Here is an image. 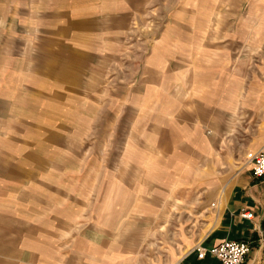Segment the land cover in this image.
<instances>
[{
    "label": "rangeland",
    "instance_id": "obj_1",
    "mask_svg": "<svg viewBox=\"0 0 264 264\" xmlns=\"http://www.w3.org/2000/svg\"><path fill=\"white\" fill-rule=\"evenodd\" d=\"M12 1L23 11L25 0ZM43 1L52 13L53 0ZM85 6L86 16L76 18L70 10L69 16L45 18L44 29L34 18L14 21L23 44L38 41L44 31L42 58L36 57L45 64L43 85L49 96L59 90L64 100L53 103L62 116L51 129L46 126L45 137L35 136L42 146L36 152L38 177L34 188L22 189L27 207L18 213L27 234L38 232L40 221L47 227L50 221L58 234L48 236L43 264H53V252L65 264L72 250L90 247L102 248L95 253H106L109 261L173 264L174 255L192 252L210 233L217 199L232 177L249 169L248 155L264 146V103L259 99L257 108H248L242 101L220 126L204 127L195 145L164 148L168 129L162 127L169 119L163 120L170 115L161 113L159 93L168 91L173 58L184 59V78L194 89L216 60L229 70L241 66V77H263L264 0H85ZM83 19L89 24L77 26ZM82 32L87 47H79ZM34 47L31 62L39 53ZM67 56L69 70L60 67ZM15 60L12 53L9 64ZM215 74L213 67L208 76ZM30 111L21 105L13 111L14 132L37 131L43 119ZM11 131L4 126L0 140H11ZM41 158L50 160L46 172ZM173 165L180 169H168ZM4 195L7 200L9 193ZM33 207L37 216L27 211ZM166 233L175 251L167 248Z\"/></svg>",
    "mask_w": 264,
    "mask_h": 264
},
{
    "label": "crops",
    "instance_id": "obj_2",
    "mask_svg": "<svg viewBox=\"0 0 264 264\" xmlns=\"http://www.w3.org/2000/svg\"><path fill=\"white\" fill-rule=\"evenodd\" d=\"M12 2V0H0V131L4 126L12 130L11 140L6 143L2 139L0 140V264H29V262L31 264L40 262L43 264V257L40 260V256L49 253V250H45L48 248L44 249L48 245V236L50 235V240H52L58 238V234H56L50 221L48 227L40 221L38 232H34L33 235L27 234L24 216L18 211L24 212L27 207L22 205V189L28 188L30 185L31 189L34 188L33 180L38 177L36 152L42 146L39 139L36 141L35 136L45 137L48 131L46 126L48 125V128L51 129L52 120L62 116L61 110H57L56 105L64 103V100L57 97L60 94H58L59 90L57 93L51 92L52 96H49L50 91L43 85V73L46 68L44 67L45 64L37 63L36 57L42 58L40 52L45 48L47 40L44 37V31H42V38H39L38 41L28 39L23 44L13 32L18 25L17 23L15 25L14 21L18 20L19 17L23 20L34 18L39 25L42 24L41 28L44 29L45 18L72 14L76 18H80L86 16L88 10H85L87 7L85 0H53L55 9H52V13H48L50 10L44 7L45 2L43 0H25L24 3H21L23 4L21 5L23 11L19 10L18 1L14 4ZM11 8L14 10L10 12ZM70 10L72 14H69ZM48 22L52 25L51 21ZM87 24L89 21H85V19L77 21L79 27H85ZM85 33H78L76 37L81 41L79 47H87L89 44L87 43L89 38L85 36ZM35 43L39 45V53L33 54L31 62L32 55L29 52L37 50L34 47ZM21 45L25 46L21 48ZM20 50L24 54L22 59H20ZM12 53L16 58L13 65L9 64ZM52 60L54 62L53 56ZM172 61L174 65L169 66L167 73L168 91L165 92V95L162 94V91L159 93L162 97L161 113L170 115L163 120L165 124V121L167 122L169 119L168 124L166 123V126L162 127L163 131L168 129L162 138L164 148L167 146L176 148L182 145H195V137L203 133L204 127L212 129L220 126L221 121L225 122L227 118L233 116L230 111L242 101L241 105L248 108L250 104L257 108L259 99L264 103V75L260 79H257V76L241 77V66L237 69L232 68L231 71L226 67L227 63L221 62L222 65L219 67L220 62L216 60L214 66H210L209 70L206 69V74L204 72L200 74L199 86L194 89L185 81L184 59L179 58L175 62L173 58ZM206 62L207 53L205 54ZM71 63V56H67L65 60L60 61V67L69 70L71 67L67 66ZM213 67H216V74L209 78L208 72ZM11 68L15 70L11 72ZM34 76L35 79L32 80L31 77ZM68 89L74 90L73 87ZM195 91L198 94L196 97H194ZM22 100H25L24 104L20 103ZM54 102L56 103L55 108L53 107ZM232 103L234 104L232 105ZM20 105L25 110L31 108L30 112L37 115L38 120L43 119L42 124L37 127V131L35 127H32L35 133L31 128H26L24 135H21L20 131L14 132L12 129L13 111L18 110ZM110 123L108 122V125ZM15 134L18 136V140ZM33 135L34 138L32 139ZM258 150L252 151L248 158L257 153ZM179 151L178 149L175 150V152ZM41 159L40 165L46 172L47 163L50 160ZM164 168L166 169L165 166ZM178 168L180 169V166L173 165L168 169L176 170ZM248 168L243 173H238L232 177L222 196L217 199L215 206L218 217L210 233L201 237L197 245L212 248L226 240L249 241L252 250L246 258V264H259L261 260H264L262 243L264 237V178L257 179L253 176L249 162ZM8 185L11 186L7 188ZM36 187L38 189L37 183ZM4 190L9 193L7 200H5ZM9 206L15 207L16 211H11ZM245 210L254 213L253 220L241 217ZM27 211L36 212L35 216L39 213L35 207ZM41 228L49 229V231L43 234ZM163 236L169 251H175L172 242H169L168 234ZM95 250L102 251V248L79 249L77 253L72 250L74 255L72 259L66 260L65 264H125L122 259L118 260L114 257L109 261L106 253L97 254ZM55 254L53 252L52 263L60 264L61 255L56 258ZM179 254L177 257L176 255L172 257L173 264H221L219 259L211 256L198 260L196 252L193 251Z\"/></svg>",
    "mask_w": 264,
    "mask_h": 264
},
{
    "label": "built area",
    "instance_id": "obj_3",
    "mask_svg": "<svg viewBox=\"0 0 264 264\" xmlns=\"http://www.w3.org/2000/svg\"><path fill=\"white\" fill-rule=\"evenodd\" d=\"M252 174L255 178H264V147L258 150L249 160ZM243 219H254V213L245 210L241 215ZM263 243V258H264V237ZM252 250V245L249 241L243 240H226L212 248H206L203 245L198 246L193 252H196L198 260L205 259L207 256L217 258L221 264H246V258Z\"/></svg>",
    "mask_w": 264,
    "mask_h": 264
}]
</instances>
